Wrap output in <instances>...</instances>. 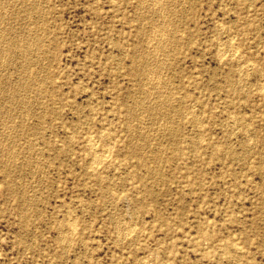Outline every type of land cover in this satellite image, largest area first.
<instances>
[{"label": "rangeland", "instance_id": "rangeland-1", "mask_svg": "<svg viewBox=\"0 0 264 264\" xmlns=\"http://www.w3.org/2000/svg\"><path fill=\"white\" fill-rule=\"evenodd\" d=\"M0 17V264H264V0Z\"/></svg>", "mask_w": 264, "mask_h": 264}, {"label": "bare ground", "instance_id": "bare-ground-1", "mask_svg": "<svg viewBox=\"0 0 264 264\" xmlns=\"http://www.w3.org/2000/svg\"><path fill=\"white\" fill-rule=\"evenodd\" d=\"M143 3H144V2H143ZM174 4H175V3H174ZM163 6H164V5H163ZM175 6H176V5H175ZM151 11H152V10H151ZM7 13H8V12H7ZM4 14H5V13H4ZM153 14H154V13H153ZM164 16H165V15H164ZM179 17H180V16H179ZM0 18H1V17H0ZM15 18H16V17H15ZM156 23H157V20H156ZM2 24H3V23H2ZM167 25H168V24H167ZM164 27H165V26H164ZM164 29H165V28H164ZM166 29H167V28H166ZM156 31H157V30H156ZM20 33H21V32H20ZM162 36H163V34H162ZM159 37H160V36H159ZM233 38H234V37H233ZM2 39H3V38H2ZM154 40H155V39H154ZM3 43H4V42H3ZM3 43H2V44H3ZM28 44H29V43H28ZM229 45H230V43H229ZM158 46H159V45H158ZM233 46H234V43H233ZM225 47H226V46H225ZM228 48H229V46H228ZM228 48H226L225 50L228 51V50H227ZM152 49H153V48H152ZM219 49H220V48H219ZM219 49H218V50H219ZM235 49H237L236 46H235ZM221 50H222V49H221ZM221 50H220V51H221ZM232 50H233V49H232ZM237 50H238V49H237ZM167 51H168V50H167ZM220 51H219V52H220ZM223 51H224V50H223ZM223 51H221V53H222ZM219 52H218V53H219ZM224 52H225V51H224ZM224 52H223V53H224ZM226 53H227V52H226ZM226 53H224L225 56H226ZM231 53H232V52H231ZM233 53H234V51H233ZM233 53H232V54H233ZM227 54H228V53H227ZM222 55H223V54H222ZM225 56H223V57H225ZM230 56L232 57V55H230ZM233 56H234V54H233ZM156 57H157V56H156ZM223 57H221V58H223ZM234 57H235V56H234ZM232 58H233V57H232ZM160 61H161V60H160ZM160 61H159V62H160ZM240 68H241V67H240ZM239 70H240V69H239ZM240 71H241V70H240ZM28 72H29V71H28ZM152 77H154V76H152ZM24 81H25V80H24ZM148 83H149V82H148ZM21 86H22V85H21ZM25 88H26V87H25ZM263 90H264V89H263ZM162 93H163V92H162ZM149 94H150V93H149ZM152 94H153V93H152ZM25 103H26V102H25ZM31 103H32V102H31ZM8 105H9V104H8ZM153 106H154V105H153ZM29 108H30V107H29ZM13 109H14V108H13ZM196 118H197V117H196ZM26 119H27V118H26ZM153 133H155V132H153ZM248 133H249V132H248ZM102 137H103V136H102ZM90 141H91V139H90ZM250 141H251V140H250ZM88 142H89V141H88ZM200 143H201V142H200ZM93 144H94V143H93ZM111 144H112V143H111ZM115 144H116V143H115ZM94 145H95V144H94ZM95 146H96V145H95ZM96 147H97V146H96ZM163 147H164V146H163ZM1 148H2V147H1ZM96 149H97V148H96ZM107 149H108V148H107ZM109 149H110V148H109ZM105 150H106V148L104 149V151H105ZM100 151H101V150H100ZM109 151H110V150H109ZM112 152H113V151H112ZM104 153H106V152H104ZM110 153H111V152H110ZM108 154H109V152H108ZM104 155H105V154H104ZM99 156H100V155H99ZM105 156H106V155H105ZM5 157H6V156H5ZM101 158H102V157H101ZM96 159H97V156H96ZM96 159H95V163H96ZM99 159H100V158H99ZM101 160H103V159H101ZM97 161L100 162V160H97ZM8 163H9V162H8ZM93 164H94V163H93ZM94 165H95V164H94ZM94 165H93V166H94ZM97 166H98V165H97ZM36 167H37V166H36ZM94 173H95V172H94ZM72 219H73V218H72ZM69 220H70V219H69ZM74 220H75V219H74ZM72 222H73V221H72ZM74 222H76V221H74ZM71 224H73V223H71ZM76 224H77V223H76ZM74 225H75V224H73L72 226L74 227ZM72 226H71V227H72ZM77 226H78V225H77ZM77 226H76V227H77ZM74 229H75V227H74ZM64 230H65V228H64ZM66 231H68V229H67ZM73 231H76V230H73ZM61 234H62V233H61ZM66 234H68V233L66 232ZM70 234H73V232L70 233ZM64 240H65V239H64ZM72 241H73V240H72ZM72 241H71V242H72Z\"/></svg>", "mask_w": 264, "mask_h": 264}]
</instances>
